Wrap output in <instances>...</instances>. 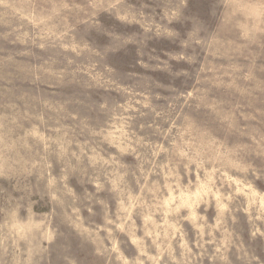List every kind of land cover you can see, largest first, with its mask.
Instances as JSON below:
<instances>
[{"label": "rangeland", "instance_id": "rangeland-1", "mask_svg": "<svg viewBox=\"0 0 264 264\" xmlns=\"http://www.w3.org/2000/svg\"><path fill=\"white\" fill-rule=\"evenodd\" d=\"M0 264H264V0H0Z\"/></svg>", "mask_w": 264, "mask_h": 264}]
</instances>
